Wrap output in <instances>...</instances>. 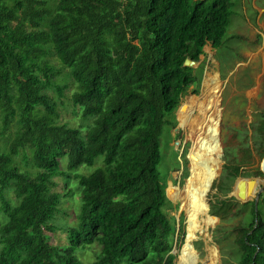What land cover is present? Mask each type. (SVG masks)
I'll return each mask as SVG.
<instances>
[{"label": "trees", "instance_id": "1", "mask_svg": "<svg viewBox=\"0 0 264 264\" xmlns=\"http://www.w3.org/2000/svg\"><path fill=\"white\" fill-rule=\"evenodd\" d=\"M232 7L231 0H0V136L15 129L6 150L0 146V264H82L77 254L93 244L100 249L91 264H173L180 224L167 210L160 138L176 127L185 93L199 94L202 66L185 61L200 64L205 47H225ZM53 57L76 85L70 102L80 127L60 122L64 103L51 92L66 88L56 84ZM252 65L236 70L237 92L253 86ZM257 125L255 152L264 146V122ZM83 166L92 171L80 174ZM180 169L177 159L173 171ZM237 176L239 168L226 166L217 190ZM57 178L76 181L80 192L76 224L66 229L55 221L70 192H59ZM236 205L249 207L237 264H264V188L256 205ZM231 207L224 200L212 213L223 220ZM61 231L66 246L48 242Z\"/></svg>", "mask_w": 264, "mask_h": 264}, {"label": "rangeland", "instance_id": "2", "mask_svg": "<svg viewBox=\"0 0 264 264\" xmlns=\"http://www.w3.org/2000/svg\"><path fill=\"white\" fill-rule=\"evenodd\" d=\"M233 2L230 24L225 36V47L221 50H214L209 47L204 48V55L201 57L200 64L194 69L202 66V78L199 85V94H193L189 89L181 99L180 106L187 98L199 96L202 92V86L207 75L217 76L223 86L221 93V136L220 151L216 154L218 158L219 172L213 180L211 191L207 197L208 212L200 217L201 228H199L190 241L196 256L197 264H237L239 259V247L237 244V232L240 227V221L246 217L245 214L249 207L239 210L236 204L245 205L256 199L257 191L264 188V174L257 176L256 172L261 171V163L264 161V146L261 144L256 148L252 147L251 125L264 122V0H231ZM232 36H240L242 40H231ZM260 36V37H258ZM50 62L60 70V75L56 78L58 86H64L66 90L62 95L57 92H51L56 101H63V106L59 108L61 123H67L70 127L77 128L82 126L80 123V111L75 108L70 97L76 91L69 70L63 69L56 58H51ZM252 65V80L254 82L251 88L244 93H239L234 87L235 66ZM1 126V123H0ZM83 125V130H84ZM264 133V127H263ZM15 129L10 130L4 137L0 136V146L2 151L8 147ZM190 142L186 141V132L179 125L178 110L176 112V127L165 128L160 138V151L162 160L159 165V172L163 183L165 184L166 198L171 203V208L167 210L176 217L179 225V236L174 243L172 251L175 256L173 264H178L180 252L185 245L186 226L185 215L180 209L178 202L171 200L168 196L170 188L182 187L189 175L188 169V150ZM30 157V153L28 154ZM181 167L179 171H173L176 167L177 159ZM15 161L22 169H26L27 164L20 158ZM61 168L64 169L67 158L60 159ZM65 164V165H64ZM97 163L95 167H99ZM226 166L239 168V176L233 179L229 184L225 181V187L228 190L219 192L216 186L221 181ZM80 174L87 175L92 168L83 166L79 170ZM77 171V172H78ZM248 174L249 176H243ZM240 179H258L259 183L254 189L250 200L240 201L234 196V187ZM59 192L70 195L63 197V208L65 216L57 217L55 225L58 228H70L76 224V214L79 209L80 192L76 181H67L66 178H57ZM65 183L64 188L62 184ZM228 200L232 207L229 214L223 220L212 213V206L218 202ZM204 224L203 220H210ZM215 220V221H212ZM48 242L51 244H60L66 246V233L57 232L48 234ZM99 246L93 244L83 249L77 254L82 264H91L96 255L99 254ZM215 250V256L212 260L210 255Z\"/></svg>", "mask_w": 264, "mask_h": 264}, {"label": "bare ground", "instance_id": "3", "mask_svg": "<svg viewBox=\"0 0 264 264\" xmlns=\"http://www.w3.org/2000/svg\"><path fill=\"white\" fill-rule=\"evenodd\" d=\"M223 86L217 76L207 75L199 96L187 98L178 110L179 125L190 142L187 158L189 175L182 187L170 188L168 196L178 202L185 215L186 238L178 264H197L196 253L190 244L201 228L200 217L208 212L207 197L219 172L218 158L221 136V93ZM255 186L248 181L238 185L239 199L251 198ZM211 221L203 220L206 225ZM215 221V220H212ZM210 255L214 259L215 250Z\"/></svg>", "mask_w": 264, "mask_h": 264}, {"label": "water", "instance_id": "4", "mask_svg": "<svg viewBox=\"0 0 264 264\" xmlns=\"http://www.w3.org/2000/svg\"><path fill=\"white\" fill-rule=\"evenodd\" d=\"M184 66H186V67H196V66H198V64H196V63H193L192 61H189V60H186L185 61V63H184ZM239 68V65L235 68V70H237ZM179 108H180V106H179ZM179 108H178V110H179ZM261 172L264 174V161H262V163H261ZM248 181L249 182V187H251V186H257V184L259 183V180L258 179H240V180H238L237 181V183L235 184V187H234V196L236 197V198H238L237 196H239V192L237 191L238 190V185H239V183L240 182H242V181ZM261 192H263V189L261 188L259 191H257V196H256V199H255V201H254V204L256 205V203H257V199H258V197H259V194L261 193ZM239 199V198H238ZM247 198H242V197H240V201H245ZM171 200H172V198H171ZM247 200H250V198H248ZM173 201V200H172Z\"/></svg>", "mask_w": 264, "mask_h": 264}]
</instances>
